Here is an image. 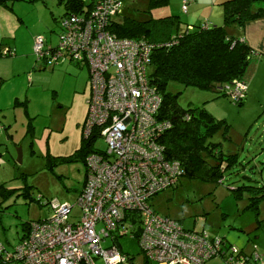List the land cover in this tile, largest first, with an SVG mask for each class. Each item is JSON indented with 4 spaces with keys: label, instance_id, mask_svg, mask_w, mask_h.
Instances as JSON below:
<instances>
[{
    "label": "rangeland",
    "instance_id": "obj_1",
    "mask_svg": "<svg viewBox=\"0 0 264 264\" xmlns=\"http://www.w3.org/2000/svg\"><path fill=\"white\" fill-rule=\"evenodd\" d=\"M206 2L200 0V6L184 15L178 0L154 7L150 0H121L114 20L124 24L177 15L173 33L177 24L184 32L188 17L192 20L210 13ZM221 11L216 26L223 24ZM64 13L59 0H5L0 4V185L13 190L0 196V243L8 251L18 244L24 223L53 214L52 204H69L74 206L72 216L80 214L76 202L86 177L80 151L89 98L88 70L69 63L44 64L33 51L36 36L56 44ZM242 29L229 25L226 32L239 38ZM260 44L261 54H251L244 76L246 92L241 104L213 90L168 83L166 92L176 96L181 108L204 109L215 120L225 122L227 128L220 127L208 143L219 144L224 155H236L240 164L223 172L217 183L182 177L153 197L151 204L160 215L180 221L183 228L223 238L243 254L259 255L264 264V197L253 209V198L259 195L256 190L233 192L244 185L264 187V44ZM9 48L11 52L5 56ZM147 70L149 75L154 73L152 65ZM15 98L27 101L25 110L21 105L13 107ZM95 147L104 150L103 139H97ZM18 148L21 163L17 162ZM127 250L134 255L132 264H145L138 248L129 245ZM210 261L225 264L221 257L205 264Z\"/></svg>",
    "mask_w": 264,
    "mask_h": 264
},
{
    "label": "built area",
    "instance_id": "obj_2",
    "mask_svg": "<svg viewBox=\"0 0 264 264\" xmlns=\"http://www.w3.org/2000/svg\"><path fill=\"white\" fill-rule=\"evenodd\" d=\"M83 3L79 14L61 19L56 44L42 36L33 43L37 60L44 64L72 63L88 70L82 137L93 142L76 202L80 214L72 216L74 206L69 204H52L53 214L31 222L12 251L0 243V259L16 264H130L115 242L137 237L148 264H205L214 257L225 264H263L259 255L238 254L219 237L184 230L153 209L151 199L175 186L183 170L178 161L166 159L160 144L171 124L159 118L162 97L147 69L152 51L173 45L177 38L165 44L120 38L111 26L121 0ZM245 91L237 83L228 94L241 101ZM100 138L104 150L95 147Z\"/></svg>",
    "mask_w": 264,
    "mask_h": 264
},
{
    "label": "trees",
    "instance_id": "obj_3",
    "mask_svg": "<svg viewBox=\"0 0 264 264\" xmlns=\"http://www.w3.org/2000/svg\"><path fill=\"white\" fill-rule=\"evenodd\" d=\"M167 1L150 0V4L154 7L158 3L166 4ZM1 3H5V0H0ZM59 3L65 10L62 18L68 14H79L84 6L81 0H59ZM220 6L223 10V24L220 26L190 25L184 32L172 33L170 30L174 25L173 18L179 21L177 15L146 22L127 20L124 24H119L113 21L111 26V31L120 38L144 37L157 44H165L173 37L177 38L173 45L156 47L151 54V65L154 67L151 81L162 97L159 118L171 124L159 141L164 148L166 159L180 163L182 177L211 183L220 182L223 172L240 164L236 155H224L219 144L208 143V139L220 127L227 126L224 121L215 120L204 109L181 108L176 96L168 94L166 87L169 82H175L184 87L213 90L217 94L222 93V96L229 95L225 88L231 90L237 83L246 87L244 76L253 50L245 41L228 36L226 27L234 25L244 28L250 22L264 19V0H226L221 2ZM10 52L11 50H7L4 55L7 56ZM232 100L238 104L242 102L233 98ZM186 115H189V119H186ZM83 142L80 155L85 164L87 155L92 152L93 140L83 139ZM244 186L234 189L233 192L256 190L259 195L253 198L250 207L257 209V202L264 197V187ZM6 193L11 194L13 190L0 185V196L10 195ZM175 221L181 225L180 221ZM29 224L24 223L21 238L28 233ZM115 244L132 264L134 255L127 248L129 245L138 248L137 237L117 238ZM228 247L232 245L228 244L226 248ZM238 252L243 254V250ZM0 264L16 263L0 259ZM145 264H148L146 260Z\"/></svg>",
    "mask_w": 264,
    "mask_h": 264
},
{
    "label": "crops",
    "instance_id": "obj_4",
    "mask_svg": "<svg viewBox=\"0 0 264 264\" xmlns=\"http://www.w3.org/2000/svg\"><path fill=\"white\" fill-rule=\"evenodd\" d=\"M183 1L184 0H178V4L177 5L180 4L181 11H182V13L184 15H188L190 12L193 11V9L195 7L200 6V0H186L187 1V9L184 12L182 10ZM206 1H207L206 2V8H208L210 10V13L208 11V13L206 15L197 16V18L192 19V20H191V18L188 17V22L186 20V22H187L186 27L190 26V25H208V26H212V25H215V23H217V21H219L221 19L220 17L222 15L221 14L222 13V11H221L222 7L219 8V9L218 8L216 9V6H220L221 2H223L225 0H206ZM169 4H170V0L167 1L166 5H169ZM199 10H200V8L197 9V12ZM195 12H196V10L194 11V13ZM170 16H172V15L168 14V15H165V16H161V17L157 18L156 20L167 18V17H170ZM199 19H206V20L203 23L196 21V20H199ZM113 21H115V20H113ZM170 31L173 33L172 29ZM175 31L180 33L179 27L176 28ZM239 39L241 41H245L252 48L253 52L257 53L258 49H262V46H261L260 42L264 44V19L257 20V21L250 22V23L246 24L245 27L241 31V35H240ZM8 50H11V49L9 48ZM257 54H261V52H259ZM1 55L2 54H1V49H0V56ZM69 64H72V63H69ZM18 105H21L24 108V110H25V108L27 107V101L25 100L24 102L23 101L20 102L19 100L16 99L13 102V107H16ZM26 116L30 120V117H29L28 113H26ZM20 239H19V241H20ZM208 264H215V261H210Z\"/></svg>",
    "mask_w": 264,
    "mask_h": 264
},
{
    "label": "water",
    "instance_id": "obj_5",
    "mask_svg": "<svg viewBox=\"0 0 264 264\" xmlns=\"http://www.w3.org/2000/svg\"><path fill=\"white\" fill-rule=\"evenodd\" d=\"M17 162L18 163L22 162V151L20 148L17 149Z\"/></svg>",
    "mask_w": 264,
    "mask_h": 264
},
{
    "label": "flooded vegetation",
    "instance_id": "obj_6",
    "mask_svg": "<svg viewBox=\"0 0 264 264\" xmlns=\"http://www.w3.org/2000/svg\"><path fill=\"white\" fill-rule=\"evenodd\" d=\"M88 85H89V83H88Z\"/></svg>",
    "mask_w": 264,
    "mask_h": 264
}]
</instances>
